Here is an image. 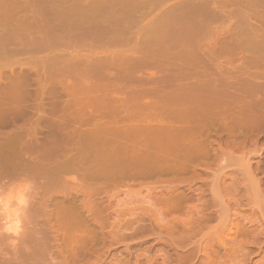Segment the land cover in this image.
I'll return each instance as SVG.
<instances>
[{
	"label": "rangeland",
	"instance_id": "obj_1",
	"mask_svg": "<svg viewBox=\"0 0 264 264\" xmlns=\"http://www.w3.org/2000/svg\"><path fill=\"white\" fill-rule=\"evenodd\" d=\"M207 1H210L209 8H216L217 6V11L207 7L211 10L212 15L207 10L203 11L204 16L209 14L212 17H209L210 21H208L207 16L204 19L203 13L201 14L202 11H197V3L205 7ZM207 1L203 6L201 5L203 0H0V104L3 107L19 109L15 118L18 117L14 118L12 124L19 125L21 123L24 127L26 123L27 128H24L25 131L21 137L23 139H21L22 144L27 141H34L33 139L36 138L33 148H28L30 149L29 152L27 147L33 145V143L29 145L16 144L15 147L12 144L3 146L0 149V164L21 166L36 171L37 177L35 175L28 179L33 180L37 186L41 187L35 186L37 187L34 188L35 191L41 192L43 190L44 198L42 199L45 200H43L45 204L39 210L41 213L37 214L39 221H41V219L45 220L43 217L46 213L49 214H46L45 218L53 217L55 213L54 204L61 198V195L56 191L58 186H61L57 175L58 168L64 167V160L68 157L67 160L70 161H66L71 162L72 159H78V156L81 155L86 157L84 160H89L93 158L95 150L99 151L101 162L97 192L100 199L102 232L106 235L105 237L109 238L104 239L105 241L102 243L100 256L103 262L101 261V264H123V261L125 264H132L134 261L137 262L136 264L138 262L140 264H207L205 262H209L206 258L210 250L205 246L207 242L205 243L204 240L207 238L204 236L207 235L206 237H208L216 232L219 234L217 231L219 228V231L224 228L225 230L218 235L220 238L215 237L219 240L217 239L213 247L217 245L215 249H220L219 251L217 249L218 252L223 251V248L231 251L229 250L225 255L221 254L220 257L218 256L219 259H213L212 256L213 261L210 259L212 264H216L218 260L217 263L219 264H222V261L223 264H243L244 260L248 262L247 264H264V118H262L264 117L262 115L264 114V46L258 50L259 45H263L264 33L262 31H264V28H259V30L262 29V36L257 33L259 32L257 27L264 26V24L261 25V23H264V15L263 18L260 15L262 10V14L264 13V9L261 6L258 10L256 6V12H260L258 14L259 18L263 19L260 18V21L259 18H256V12L254 14L255 19L254 17L250 19L253 15H250L249 12L250 10L251 12L254 11L255 8L245 3L244 7V4L240 1L239 3L238 0L235 1L238 5L233 4V6V0H231L230 5L232 8L234 7V11L232 8V11L226 8L229 7V0H227L229 2L225 8L223 4H226V0H217L218 5L216 6V0ZM261 1L263 0H257L259 6L260 4L264 5V1L262 3ZM239 4L241 5L239 6ZM235 5L239 8L242 6L245 10L250 7L248 13L245 10L243 12L239 10V13L242 12L241 14H248L244 17L240 14L243 19L245 18L244 21L238 16V12V14L235 13V9H237ZM192 10H195L198 15ZM198 10H200V7ZM205 11L209 13L206 14ZM188 12L189 14L194 12L192 15L194 17L196 15V17L192 18ZM179 14L186 15L184 16L185 20L191 17L194 19L192 20L194 24L191 19L190 21L186 20L188 25L185 24L184 19H181L182 15L181 18L176 16ZM174 16L179 19V22H174ZM173 17L174 19L171 21ZM201 18L205 20V25L209 23L208 26L203 27L204 24H200L203 21ZM253 19L255 21L258 19L260 26H258V20L253 24L251 22L254 21ZM160 20H163V22L160 23ZM245 20L247 21L245 22ZM247 22L252 28H257L255 33L254 30L256 29L252 30L254 36L251 35V28L246 29L250 32L245 30L247 33H244V35L239 33L243 32L239 27L246 26ZM197 23L201 25L200 28ZM190 24H197V28L195 26L191 28ZM235 28L240 31L238 33L234 32L237 31ZM213 32L215 35H213ZM217 32L221 34L218 35ZM230 32L234 35H240H236L238 43L234 40L236 37L231 34L232 37ZM225 33L227 37L223 35ZM228 34L231 39L225 43L229 45L219 43V40L222 42L223 38L228 40ZM256 34H259V37H255ZM216 35L223 37L219 39L217 36V39ZM248 37L254 39V41ZM214 38L217 39V43ZM226 39L224 41H227ZM247 39L253 41V43L256 40L259 43L261 41V43L257 42L259 45L251 50L249 47L251 48L252 42L249 44L250 42ZM207 41L212 42L211 46L215 45L216 48L214 46L215 49L212 47L214 50L210 49L211 47H208L207 44L209 43ZM231 42H236V44ZM242 42H245V48ZM198 45L199 47H197ZM220 45L223 46V49H220ZM190 47L194 52H191ZM181 48H184V51L186 49L187 54H180L183 51ZM254 49L259 52H257L258 55ZM166 50H169V52ZM248 50H251L252 54ZM145 56L153 60L152 64ZM149 56H152V58ZM163 56L168 61L165 57L163 60ZM170 56L172 60L169 59ZM176 57H180L178 58L180 61ZM141 58L142 60H140ZM194 61L196 67L200 69L195 67ZM163 62L167 63L164 65ZM38 76L42 79H39ZM147 80L150 82L148 83ZM156 82L159 85L162 83V85L158 86ZM101 85L102 87L105 85L104 87L107 88H100ZM190 86L191 88L194 87L195 90L190 89ZM73 89H75L74 92ZM78 89L80 90L78 91ZM222 89L228 93L222 92ZM189 90L194 91L188 92ZM98 91L100 92L98 93ZM182 91L186 93L184 94ZM170 93L174 95V99L170 100L169 98L170 101L168 102L166 97H169ZM206 93L209 95H206ZM152 94L155 95V98ZM181 94L182 97H180ZM194 94L196 97H191ZM222 94L224 98L227 97L231 100L222 98ZM162 96L166 99L165 102ZM184 97L186 98L184 99ZM210 98L212 101L209 100ZM118 100L120 101L118 102ZM234 100L238 101L234 102ZM201 101H204V103ZM171 103H173V106H171ZM177 103L179 104L177 105ZM218 103L222 104V107ZM53 104H56V107ZM148 104L150 105L148 106ZM83 105L86 106L80 109L79 107L82 108ZM155 105H159V107ZM185 105L187 107L191 106L187 108ZM70 107H73L71 108L72 111ZM55 108L58 110H54ZM85 108L87 109L85 110ZM183 108H186L187 112ZM200 108H202L201 111ZM203 109H205L204 112ZM110 110L112 113L109 112ZM212 110L217 111L218 115L212 113ZM72 112H74L73 115H71ZM167 112L168 114H166ZM189 112L190 114L187 115ZM228 112H231L230 115ZM118 113H121L120 116ZM241 113H243L242 116ZM244 113L246 116H244ZM98 114L102 117H98ZM90 115L92 116L90 117ZM8 116L10 117L11 114ZM42 118H45V121ZM78 118L80 120H76ZM202 118L203 122L205 120L207 123L200 121ZM213 118L216 121L220 119L221 122L219 120V123L216 124L217 122ZM68 119L70 121L74 120L73 122L76 121V124H72L73 122L71 123ZM253 120L259 126L255 127L256 130H254V127V129L252 127L250 129V126L254 125ZM32 121L37 122L35 124ZM48 121L55 130L53 132L55 135L52 134V144L50 141L45 140L46 127L42 128V125L49 123ZM210 121L215 122L213 124H216V126L221 123L223 131L220 125L219 127L213 124L208 126ZM258 122H261V125ZM92 123L99 125L101 128L104 127L100 129L99 126L94 125L96 127L94 129ZM66 124L71 127H67ZM72 126H74L73 129H71ZM79 126L81 129L83 128L82 133L78 129ZM141 126L145 129H142ZM244 126L247 128H244ZM11 127L12 125L4 129L10 131ZM40 127L42 129H39ZM98 127L101 131L98 130L97 133ZM183 127H185V131ZM213 129L217 131L215 134L214 131L211 132ZM178 131V134H181L177 136L179 140L181 139L179 145H177L179 140L176 139L175 142L173 139L176 138L175 134L177 135ZM256 132L258 134H255ZM95 133L101 137L95 136ZM24 134L34 135L30 137V135L25 136ZM86 135L87 137H85ZM78 137H81L80 140ZM81 141L83 142V145L81 144L82 149L77 143ZM171 142L179 147L174 146ZM187 145L189 146L187 147ZM24 146L26 152L21 150ZM34 147H36V150H34ZM51 147L55 148V151ZM206 150L209 152H206ZM37 154L40 155V162L32 164L31 157ZM173 158L177 160L176 164ZM171 163H174L177 167ZM178 163L184 164L185 168ZM171 165L173 169L170 170L169 168L166 171L165 169L171 167ZM68 167L66 169L68 172L66 170L65 174L62 172L63 176L70 180H68L69 183H66L67 189L70 191L77 184L83 182L88 192V195L83 198L90 200L93 190L96 189L92 177L86 174L83 181L80 172L77 169H71L74 168L73 165ZM162 167L167 173L162 172V170L158 172ZM174 169L176 171H173ZM41 181L44 182L43 185H38ZM42 193L40 194L43 195ZM46 200L49 201L48 204ZM75 203L78 204L77 201ZM205 207L210 209V215H212L209 218L211 219L204 220L206 223L204 221L197 222L200 227L196 223L194 225L196 228L192 229H196L197 232L196 230L192 231L189 228V222L191 220L193 222L194 218L198 221L199 217L197 218V215L199 216L200 209L204 212ZM44 208L45 210L42 211ZM86 212L84 215H88ZM219 213H222V218ZM218 214L220 217H218ZM235 220L240 224H245L242 225L244 229L239 228L236 231L233 227H230L232 226L230 224H227V227L225 224V227L221 226L224 221V223H230L235 222ZM209 223L211 224L208 225ZM140 225L141 227H139ZM197 226L201 230L197 229ZM222 227L224 228L222 229ZM203 231L204 233H202ZM205 232H209V234H205ZM203 234L205 235L203 236ZM77 236L79 234L74 236L75 239L72 238V245L77 241ZM255 238L257 239L256 244L251 242ZM241 245L243 247L246 245L252 250L249 258L243 259L240 257L242 249L239 246ZM231 248H235L233 250L235 252H232ZM237 249L239 252H237ZM128 252L132 254L126 256ZM238 255H240L239 258L236 257ZM126 257L131 259L128 260Z\"/></svg>",
	"mask_w": 264,
	"mask_h": 264
},
{
	"label": "bare ground",
	"instance_id": "obj_2",
	"mask_svg": "<svg viewBox=\"0 0 264 264\" xmlns=\"http://www.w3.org/2000/svg\"><path fill=\"white\" fill-rule=\"evenodd\" d=\"M192 1H196V0H192ZM207 1V0H206ZM206 1L205 0H203V2H205V3H201V5H203V6H205V4H206ZM212 1V0H211ZM217 1V0H216ZM215 1V2H216ZM222 1V0H221ZM223 1H225V0H223ZM230 1V2H229ZM229 1H227L226 0V4H223V3H221V2H219V3H221V4H223V5H225L224 6V8L226 7V5H227V3L229 2V7H226L229 11H230V9L232 8L231 7V5H230V3L232 2L231 0H229ZM236 0H233V2H232V6H233V4H236V5H238V3L237 2H235ZM242 2L243 4L245 3L246 5H248V6H250V7H252V8H255V10L254 11H252V12H254L253 14H252V12H251V10L249 9L250 7H248V9H244V7H245V4L243 5L244 7H238V6H236V8L238 9H235V13H239L240 11L239 10H241L242 12L245 10V12H247L248 10H250V12H249V14L250 15H253L250 19H252L253 17H254V19H255V12H256V10H257V8H256V6L258 7V10H259V7H261L262 6V9H264V5L262 4H260V6H259V4H258V2H257V0H238V2ZM259 1V0H258ZM264 1V0H263ZM263 1H261V3L263 2ZM210 2V1H209ZM209 2L207 1V4H206V6L205 7H202V6H200L199 4L200 3H197L198 4V6H197V11H202L201 12V14L203 13V11L204 10H207V11H209L210 12V14H211V10H209V9H214V11H217V6L216 5H218L217 3H218V1L216 2V4H215V6H216V8H209L208 6H210V4H209ZM235 2V3H234ZM239 2V3H240ZM192 4H194V5H196L194 2H191ZM264 3V2H263ZM188 4H189V2H188ZM220 4V5H221ZM190 5V4H189ZM213 5V4H212ZM222 5V6H223ZM241 4H239V6H240ZM214 5H213V7H215ZM190 8H194V7H191V6H189ZM200 7V10H198V8ZM207 7L209 8V9H207ZM247 7V6H246ZM203 8V9H202ZM219 9V8H218ZM233 9V11H234V7L232 8ZM232 9H231V11H232ZM261 9V8H260ZM192 11H194L195 12V10H192ZM194 12H191L190 14H191V17L192 18H195L196 17V15H195V17H194V15H192V13H194ZM206 12V11H205ZM209 12H206V14L207 13H209ZM241 12V13H242ZM244 12V13H245ZM262 12H263V10L261 11V14H260V12L259 11H257L256 12V15L258 16H256V18H259V15L258 14H260V15H262L261 17L263 18V15H264V13L262 14ZM215 13V12H214ZM213 13V14H214ZM237 13V14H238ZM241 13H239V15L238 16H240V14ZM248 13V12H247ZM247 13H245V15L247 16L248 14ZM188 14H189V12H188ZM190 14H189V16H190ZM195 14H197L196 12H195ZM180 15V16H179ZM179 15H176V16H178L179 18H181V15H182V18L181 19H184V16H186L187 15V13H186V15H184V14H179ZM198 15V14H197ZM205 14L203 13V17H204V19L205 18H207L208 17V21H210L209 20V14H208V16L206 17V16H204ZM212 15V14H211ZM214 15H216V14H214ZM241 15H243L242 17H244L245 15L244 14H241ZM188 16V15H187ZM199 16H200V14H199ZM175 17V16H174ZM174 17L171 19V21L174 19ZM190 17V19H191V22L194 24V21H192V20H194V19H192ZM202 17V18H203ZM214 17V16H213ZM241 17V16H240ZM241 17V18H242ZM260 17V18H261ZM189 18V17H188ZM188 18H186V20L188 19ZM201 18V19H202ZM210 18H212V17H210ZM259 18V20L261 21V19ZM177 19V20H176ZM190 19H188L189 21H190ZM201 19H199L200 21H201ZM243 19V18H242ZM245 19V18H244ZM244 19H243V21H244ZM246 19H248V18H246ZM253 19V20H254ZM185 19L183 20L184 22H185V24H187L186 22H188V21H186ZM203 20V19H202ZM258 20V19H257ZM257 20L255 21H251V22H253V24H254V22H257ZM258 20V21H259ZM263 20V19H262ZM179 22V19L177 18V17H175V20H174V22ZM247 20H245V22H246ZM260 21L259 22H257L258 23V26H260ZM163 22V20H160V23H162ZM181 22V21H180ZM204 22H205V20H203L200 24L202 25V23L204 24ZM244 22V23H245ZM250 21H249V23H251ZM263 22V21H262ZM191 23V24H192ZM248 22H247V24H246V26H244V27H239V29H241L243 32H239L240 30H238V28L236 29L237 31H234V32H239L240 34H243L244 35V33H247V32H250L251 31V35H255L254 33L255 32H257V28H258V31L259 32H257V33H259V34H261V31H262V29L264 28V26L262 25V24H264V23H261V25L263 26H261V27H257V25H255L257 28H255L253 25V27L254 28H252L251 26H250V24H249ZM256 23V24H257ZM181 24H182V22H181ZM190 24V25H191ZM198 24V23H197ZM197 24L196 25H191L190 27L192 28V26H195L196 28H197ZM206 24H207V21H206ZM209 24V23H208ZM208 24L207 25H202L203 27L205 26H208ZM183 25V24H182ZM188 25V24H187ZM201 25H199L198 24V27L200 28V26ZM248 26H250L249 28H248ZM163 27H166V26H163ZM184 27V26H183ZM186 27V26H185ZM251 28V29H250ZM259 28H262L261 30H259ZM234 29V30H235ZM246 29H250V31H247ZM254 29H256V30H254ZM184 30H186V29H184ZM245 30L247 31V32H245ZM252 30H254V33L252 32ZM231 31H233V30H231ZM226 32V31H225ZM263 33H264V31H262ZM218 33V32H217ZM220 33V32H219ZM219 33H218V35H219ZM229 33V32H228ZM221 34V33H220ZM231 34H233L232 32H230V35ZM250 34V33H249ZM259 34H256V36L255 37H259L258 35ZM211 35V34H210ZM213 35H215L214 34V32H213ZM218 35H216V37L218 36ZM223 35H226V37H227V34L225 33V34H223ZM229 35V34H228ZM230 35L228 36V40L226 39V38H223V40H222V42H220L221 40H219V43H222L223 45L224 44H227V45H229L228 43H225V42H229V39H231V38H229L230 37ZM234 35V34H233ZM236 35H238V36H240L239 34H235L234 36L236 37ZM264 35V34H263ZM208 36H209V33H208ZM232 36V35H231ZM261 36H262V34H261ZM207 37V36H206ZM211 37V36H210ZM214 37V36H213ZM212 37V38H213ZM215 37V38H216ZM219 37V36H218ZM218 37H217V39H218ZM223 37V36H222ZM222 37H219V39L220 38H222ZM225 37V36H224ZM233 37V36H232ZM243 37V36H242ZM252 37V36H251ZM255 37H252V38H255ZM214 38V39H215ZM249 39H251V40H253L254 41V39H252V38H250V37H248ZM260 38H262V37H260ZM210 39V38H209ZM213 39V40H214ZM217 39H215L216 40V43H217ZM227 40V41H224V40ZM234 39V38H233ZM241 39V38H240ZM239 39V40H240ZM258 40H260L259 38H257ZM185 40V39H184ZM208 40V39H207ZM213 40H212V42H213ZM234 40H236V42H237V37L234 39ZM234 40H232V41H234ZM248 40V39H247ZM262 40H263V38H262ZM206 41V40H205ZM243 41H246V40H243ZM253 41H249L248 40V42H250L249 44H251V42H252V44L250 45L251 46V48L249 47V49H251V50H253L252 48L254 47H257L260 43H261V41H260V43L256 40L255 42H256V44H254L253 43ZM208 42V41H207ZM211 42V41H210ZM211 42V43H212ZM224 42V43H223ZM236 42L235 43H232V44H236ZM257 42L259 43V44H257ZM263 43V45H259V48H258V50L260 49V47H262V46H264V40L262 41ZM187 43H189V42H187ZM209 43V42H208ZM211 43H209V44H207L208 45V47H211L210 49H212V47L214 48V46L215 45H213V46H211L212 44ZM216 43H213V44H216ZM219 43H218V46H219ZM238 43V42H237ZM239 43H240V41H239ZM181 44H182V42H181ZM186 44V43H185ZM190 44V43H189ZM232 44H230V45H232ZM242 44H243V47H244V45H245V42H242ZM248 43H247V46L249 45ZM256 45V46H254V45ZM184 45V44H183ZM187 45V44H186ZM210 45V46H209ZM217 45V44H216ZM227 45H225V46H227ZM239 45V44H238ZM237 45V46H238ZM253 45V46H252ZM177 46V45H176ZM181 46V45H180ZM192 46V45H191ZM196 46V45H195ZM205 46V45H204ZM233 46V45H232ZM236 46V47H237ZM242 46V45H241ZM197 47H199V45L197 46ZM203 47V46H202ZM207 47V48H208ZM223 46H221L220 45V49H223L222 48ZM230 47V46H229ZM229 47H228V49H229ZM245 47H246V45H245ZM244 47V48H245ZM160 48H162V47H160ZM168 48V47H167ZM169 48H170V46H169ZM191 48V47H190ZM215 48H216V46H215ZM214 48V49H215ZM231 48V47H230ZM175 49V48H174ZM179 49V48H178ZM183 49V51H184V48H181V50ZM188 49V48H187ZM199 49V48H198ZM214 49H212V50H214ZM225 49V48H224ZM161 50V49H160ZM163 50V49H162ZM191 50V52H194V51H192L193 49L191 48L190 49ZM201 50V49H200ZM230 50V49H229ZM241 50H243V49H241ZM249 51L250 53L252 52V51ZM256 49H254V51H255ZM164 51V50H163ZM166 51H168L169 52V50H166ZM171 51V50H170ZM183 51H181V53L180 54H184L185 55V53L187 54V52H185L186 51V49H185V51L183 52ZM183 52V53H182ZM190 52V53H191ZM200 52V51H199ZM257 50H256V54H257ZM261 52H263V51H261ZM203 53V52H202ZM254 53V52H253ZM259 53V52H258ZM151 54V53H150ZM149 54V55H150ZM166 54V53H165ZM252 54V53H251ZM255 54V53H254ZM145 55V54H144ZM170 55V54H169ZM258 55V54H257ZM146 56H148V55H146ZM145 56V57H146ZM153 56V55H152ZM152 56L150 57V58H152ZM172 56V55H171ZM171 56H170V58L169 59H171ZM175 56V55H174ZM180 56H182V55H180ZM199 56V55H198ZM206 56H207V54H206ZM206 56H205V58H206ZM141 57V56H140ZM164 57L165 56H163V60H164ZM169 57V56H168ZM187 57H188V55H187ZM208 57H210V56H208ZM139 58V57H138ZM146 58H148V57H146ZM166 58V57H165ZM173 58V57H172ZM178 58H180V57H178ZM177 57H176V59H178ZM183 58H185V57H183ZM253 58V57H252ZM192 59V58H191ZM200 59V58H199ZM208 59V58H207ZM140 60H142V58L140 59ZM148 60H150L151 61V64H152V61L153 60H151V59H149L148 58ZM154 60H155V58H154ZM166 60H167V58H166ZM172 60V59H171ZM179 61H180V59H178ZM185 60V59H184ZM135 61H136V57H135ZM156 61V60H155ZM162 61V60H161ZM168 61V60H167ZM175 61V60H174ZM186 61V60H185ZM188 62H189V60H187ZM131 62V61H130ZM138 62V61H137ZM142 62V61H141ZM204 62V64H205V61H203ZM209 62V61H208ZM140 63V62H139ZM164 63V65L167 63V62H163ZM177 63V62H176ZM194 63H195V61H194ZM198 63V62H197ZM130 64V63H129ZM144 64V63H143ZM156 64H158V63H156ZM178 64V63H177ZM186 64V63H185ZM202 64V63H201ZM200 64V65H201ZM203 64V65H204ZM137 65V64H136ZM141 65V64H140ZM173 65V64H172ZM182 65V64H181ZM189 65V64H188ZM187 65V66H188ZM202 65V66H203ZM206 66H208L207 64H205ZM133 66H134V64H133ZM139 66V65H138ZM162 66V65H161ZM160 66V67H161ZM212 66V65H211ZM136 67V66H135ZM141 67V66H140ZM146 67V66H145ZM158 67V66H157ZM184 67V66H183ZM195 67H196V63H195ZM201 67V66H200ZM209 67V66H208ZM196 68H199V67H196ZM133 69V68H132ZM171 69V68H170ZM189 69H190V67H189ZM200 69V68H199ZM176 70V69H175ZM192 70V69H191ZM196 70V69H195ZM195 70H192V71H195ZM167 71V70H166ZM169 71V70H168ZM197 71V70H196ZM195 71V72H196ZM161 72V71H160ZM159 72V73H160ZM163 72V71H162ZM169 72H171V71H169ZM184 72V71H183ZM158 73V72H157ZM186 73V72H185ZM189 73H190V71H189ZM188 73V74H189ZM167 74V73H166ZM176 75H178V74H176ZM184 75V74H183ZM54 76V75H53ZM125 76V75H124ZM149 76V75H148ZM147 76V77H148ZM158 76V75H157ZM175 76V75H174ZM39 77V76H38ZM125 77H127V76H125ZM160 77V76H159ZM162 77H164V75H162ZM178 77V76H177ZM177 77H173V78H177ZM185 77V76H184ZM41 77H39V79H40ZM143 78V77H142ZM148 78H150V77H148ZM157 78V77H156ZM165 78V77H164ZM179 78H181V77H179ZM42 79V78H41ZM123 79V78H122ZM125 79V78H124ZM127 79H128V77H127ZM169 80H170V78H168ZM141 80V79H140ZM160 80V79H159ZM165 80V79H164ZM142 81V80H141ZM148 81V80H147ZM162 82H163V80H161ZM166 81V80H165ZM234 81V80H233ZM232 81V82H233ZM39 82V81H38ZM150 81H148V83H149ZM168 82V81H167ZM142 83V82H141ZM156 83H158V82H156ZM230 83H231V81H230ZM75 84V83H74ZM77 84V83H76ZM75 84V85H76ZM79 84V83H78ZM145 84H147V83H145ZM192 84V83H191ZM160 85H162V83L160 84ZM159 85V83H158V86H160ZM163 85H166V84H163ZM171 85V84H170ZM177 85V84H176ZM190 85V84H189ZM196 85H198V84H196ZM68 86V85H67ZM71 86V85H70ZM96 86H97V84H96ZM99 86V85H98ZM105 85H103V87H102V85H101V87L100 88H105L104 87ZM175 86V85H174ZM182 86V85H181ZM183 86H185V85H183ZM186 86H188V85H186ZM192 86V85H191ZM191 86L189 87L190 89H194V87H192L191 88ZM221 86H223V85H221ZM235 86V85H234ZM65 87V86H64ZM76 87V86H75ZM87 87V86H86ZM196 87V86H195ZM218 87V86H217ZM231 87V86H230ZM66 88V87H65ZM65 88H63V89H65ZM90 88V87H89ZM92 88V87H91ZM107 88V87H106ZM105 88V89H106ZM146 88V87H145ZM158 88V87H157ZM161 88V87H160ZM165 88V87H164ZM170 88V86L168 87V89ZM172 88V87H171ZM178 88V87H177ZM224 88V87H223ZM233 88V87H232ZM231 88V89H232ZM54 89V88H53ZM69 89H70V87H69ZM99 89V88H98ZM104 89V90H105ZM166 89V88H165ZM179 89V88H178ZM218 89H220V88H218ZM230 89V88H229ZM55 90V89H54ZM68 90V89H67ZM74 90L75 89H73V92H74ZM80 89H78V91H79ZM83 90V89H82ZM148 90V89H147ZM162 90V89H161ZM167 90V89H166ZM183 90V89H182ZM195 90V89H194ZM194 90H189L188 92H190V91H194ZM212 90V89H211ZM214 90V89H213ZM212 90V91H213ZM56 91V90H55ZM66 91V90H65ZM76 91H77V89H76ZM106 91V90H105ZM144 91V90H143ZM149 91V90H148ZM163 91V90H162ZM185 91H186V89H185ZM207 91V90H206ZM211 91V92H212ZM220 91V90H219ZM224 91V89H222V92ZM228 91V90H227ZM233 91V90H232ZM39 92V91H38ZM42 92V91H41ZM52 92V91H51ZM64 92V91H63ZM67 92V91H66ZM100 91H98V93H99ZM150 92V91H149ZM153 92V91H152ZM176 92V91H175ZM183 93H184V91H182ZM215 92V91H214ZM231 92V91H230ZM233 92H235V91H233ZM45 93V92H44ZM53 93V92H52ZM67 93H69V92H67ZM104 93V92H103ZM108 93V92H107ZM145 93H147L146 91H145ZM145 93H143V94H145ZM182 93V94H183ZM186 93V92H185ZM184 93V94H185ZM224 93H228V92H225L224 91ZM232 93V92H231ZM230 93V94H231ZM39 94V93H38ZM79 94V93H78ZM174 94V93H173ZM180 94V93H179ZM178 94V95H179ZM182 94H181V96L180 97H182ZM190 94V93H189ZM197 94V93H196ZM208 93H206V95H207ZM212 94H213V92H212ZM211 94V95H212ZM215 94H216V92H215ZM232 94H234V93H232ZM231 94V95H232ZM40 95V94H39ZM55 95V94H54ZM71 95V94H70ZM102 95V94H101ZM150 95H151V93H150ZM153 95V94H152ZM167 95V94H166ZM166 95H165V97H166ZM170 95H171V93H170ZM169 95V97H166V99H168V102L171 100V99H174V95H171L170 96ZM177 95V94H176ZM175 95V96H176ZM177 95V96H178ZM209 95V94H208ZM216 95H218V94H216ZM221 95V94H220ZM227 95H229V94H227ZM56 96V95H55ZM154 96V98H155V95H153ZM173 96V97H172ZM176 96V97H177ZM183 96H185V95H183ZM190 96V95H189ZM213 96V95H212ZM235 96V95H234ZM236 96H238V95H236ZM42 97V96H41ZM108 97V96H107ZM107 97H105V98H107ZM163 98L162 99H165L164 98V96H162ZM191 97H196L195 96V94L194 95H192ZM203 97V96H202ZM201 97V98H202ZM208 97V96H207ZM214 97H215V95H214ZM218 98H219V95L217 96ZM230 97H232V96H230ZM88 98V97H87ZM169 98H170V100H169ZM178 98V97H177ZM176 98V99H177ZM186 97H184V99H185ZM200 98V99H201ZM212 98V97H211ZM211 98L209 99V100H211ZM222 98H224L223 97V94H222ZM235 98V97H234ZM73 99V98H72ZM74 99H76V98H74ZM82 99V98H81ZM89 99H90V96H89ZM103 99V98H102ZM107 99H109V98H107ZM106 99V100H107ZM112 99V98H111ZM122 100H123V98H121ZM166 99L165 100H163L164 102L166 101ZM175 99V100H176ZM178 99H180V98H178ZM192 99V98H191ZM220 99V98H219ZM224 99H227V97L226 98H224ZM78 100V99H77ZM85 100V99H84ZM88 100V99H87ZM183 100V99H182ZM189 100V99H188ZM193 100V99H192ZM218 100V99H217ZM227 100H231L230 98L229 99H227ZM239 100V99H238ZM238 100H236V101H238ZM80 101V100H79ZM120 100H118V102H119ZM162 101V100H161ZM162 101V103L164 104V102ZM179 101V100H178ZM181 101V100H180ZM186 101V100H185ZM184 101V103H186ZM197 101H199V100H197ZM212 101V100H211ZM211 101H208V102H211ZM235 100H234V102H236ZM66 102V101H65ZM73 102V101H72ZM103 102V101H102ZM110 102V101H109ZM122 102V101H121ZM158 102V101H157ZM159 102H160V100H159ZM172 102V101H171ZM175 102H177V101H175ZM188 102H190V101H188ZM192 102V101H191ZM201 102H203L204 103V101H201ZM207 102V103H208ZM215 102H217V101H215ZM218 102H220V101H218ZM232 102V101H231ZM240 102V101H239ZM51 103H53V102H51ZM70 103V102H69ZM76 103H77V101H76ZM81 103H82V100H81ZM101 103V102H100ZM114 103V102H113ZM127 103V102H126ZM152 103V102H151ZM150 103V104H151ZM223 103V102H222ZM50 104V103H49ZM63 104V103H62ZM114 104H116V103H114ZM124 104V103H123ZM150 104H148V106L150 105ZM158 104V103H157ZM161 104V103H160ZM168 104V103H167ZM179 103H177V105H178ZM190 104V103H189ZM198 104V103H197ZM219 104V103H218ZM223 104H225V103H223ZM233 104V103H232ZM38 105V104H37ZM41 105V104H40ZM54 105V104H53ZM56 105V104H55ZM54 105V106H55ZM60 105V104H59ZM70 105H71V103H70ZM76 105V104H75ZM78 105V104H77ZM104 105V104H103ZM107 105H109V104H107ZM154 105V104H153ZM170 105V104H169ZM242 105V104H241ZM86 105H83L82 106V108H81V106L79 107L80 109H83V107H85ZM93 106V105H92ZM113 106V105H112ZM118 106V105H117ZM120 106H122L121 104H120ZM119 106V107H120ZM144 106V105H143ZM156 107L158 106L159 107V105H155ZM155 106H154V108H155ZM171 106H173V103H171ZM180 106V105H179ZM186 106V105H185ZM189 106H191V105H189ZM188 106V107H189ZM205 106V105H204ZM211 106H213V105H211ZM219 106H221L222 107V104L220 105L219 104ZM225 106V105H224ZM226 106H227V103H226ZM232 106V105H231ZM10 107V106H9ZM56 107V106H55ZM59 107V106H58ZM89 107H90V105H89ZM101 107V106H100ZM115 107V106H114ZM118 107V108H119ZM141 107V106H140ZM153 107V106H152ZM182 107H184V106H182ZM181 107V108H182ZM187 107V106H186ZM187 107V108H188ZM199 107H201V106H199ZM203 107V106H202ZM206 107V106H205ZM209 107V106H208ZM234 108H235V105L233 106ZM242 107V106H241ZM37 108V107H36ZM44 108V107H43ZM60 108V107H59ZM71 108H73V107H70V110H71ZM75 108V107H74ZM77 108V107H76ZM92 108V107H91ZM105 108V107H104ZM107 108V107H106ZM172 108V107H171ZM191 108V107H190ZM189 108V109H190ZM207 108V107H206ZM209 108H211V107H209ZM215 108V107H214ZM238 108H239V106H238ZM237 108V109H238ZM49 109V108H48ZM47 109V110H48ZM51 109H53V108H51ZM57 108H55L54 110H56ZM78 109V108H77ZM87 108H85V110H86ZM90 109V108H89ZM100 109V108H99ZM109 109V108H108ZM117 109V108H116ZM147 109V108H146ZM152 109V108H151ZM158 109H160V108H158ZM174 109V108H173ZM176 109V108H175ZM174 109V110H175ZM184 109V108H183ZM186 109V108H185ZM184 109V111H186L187 112V110H185ZM188 109V111H190ZM201 109L202 108H200V111H201ZM213 109V108H212ZM226 109H227V107H226ZM236 109V110H237ZM240 109V108H239ZM249 109V108H248ZM247 109V110H248ZM18 110L19 109H17V108H14V107H10V108H7V107H3L1 104H0V140H1V142H0V149L3 147V146H8V145H14L13 147H15L16 146V144H22L21 143V137H22V135H23V132L25 131V129L24 128H27L26 127V123H25V125H24V127H22L23 125H21V123L19 124V125H17V124H12V121L14 120V118H15V116H16V113H18ZM44 110V109H43ZM58 110V109H57ZM68 110H69V108H68ZM69 110V111H70ZM79 110V109H78ZM85 110H83L84 112H85ZM92 110V109H91ZM178 110V109H177ZM210 110V109H209ZM218 110V109H217ZM233 110V109H232ZM254 110V109H253ZM68 111V112H69ZM72 111V110H71ZM74 111V110H73ZM150 111V110H149ZM149 111H148V113H149ZM160 111H161V109H160ZM159 111V112H160ZM165 111V110H164ZM169 111H171V110H169ZM205 111V109H203V112ZM207 111V110H206ZM220 111V110H219ZM222 111V110H221ZM234 111V110H233ZM249 111V110H248ZM247 111V112H248ZM44 112V111H43ZM48 112H50V111H48ZM51 112H53V111H51ZM62 112V111H61ZM60 112V113H61ZM78 112V111H77ZM82 112V111H81ZM93 112V111H92ZM108 112V111H107ZM109 112H111V110L109 111ZM108 112V113H109ZM116 112V111H115ZM162 112V111H161ZM174 112V111H173ZM176 112H178V111H176ZM210 112V111H209ZM208 112V113H209ZM214 111L212 110V113H213ZM227 112V111H226ZM235 112V111H234ZM252 112V111H251ZM254 112V111H253ZM252 112V113H253ZM256 112V111H255ZM47 113V112H46ZM45 113V114H46ZM59 113V114H60ZM70 113V112H69ZM76 113V112H75ZM94 113V112H93ZM107 113V114H108ZM112 113V112H111ZM175 113V112H174ZM179 113H181V112H179ZM214 113H217V115H218V112L216 111V112H214ZM224 113H225V108H224ZM223 113V111H222V114H224ZM229 113V112H228ZM231 113V112H230ZM230 113H229V115H230ZM258 113V112H257ZM260 113H262V112H260ZM9 114H11V116L9 117L8 115ZM40 114V113H39ZM74 114V112H72V114L71 115H73ZM102 114V113H101ZM110 114V113H109ZM119 114V113H118ZM121 114V113H120ZM120 114H119V116H120ZM166 114H168V112L166 113ZM170 114V113H169ZM177 114V113H176ZM187 114V113H186ZM190 114V112L187 114V115H189ZM192 114V113H191ZM195 114H196V112H195ZM195 114H194V116H195ZM41 115V114H40ZM47 115V114H46ZM61 115V114H60ZM62 115H64V114H62ZM67 115V114H66ZM78 115V114H77ZM76 115V116H77ZM81 115V114H80ZM87 115L89 116V114L87 113ZM104 115V114H103ZM111 115V114H110ZM122 115H123V113H122ZM197 115H198V112H197ZM212 115V114H211ZM210 115V116H211ZM215 115V114H214ZM216 115V116H217ZM226 115H228V114H226ZM228 115V117H230ZM243 115V113H241V116ZM262 115H264V114H262ZM45 116V115H44ZM92 115H90V117H91ZM101 115H99L98 114V117H100ZM105 116V115H104ZM126 116V115H125ZM165 116H167V115H165ZM169 116V115H168ZM167 116V117H168ZM179 116V115H178ZM180 116H182V115H180ZM203 116V115H202ZM216 116H215V118H216ZM224 116V115H223ZM236 116V115H235ZM244 116H246L245 115V113H244ZM250 116V115H249ZM253 116V115H252ZM18 117V116H17ZM16 117V118H17ZM49 117V116H48ZM67 117V116H66ZM66 117H64V118H66ZM82 117V116H81ZM87 117V116H86ZM89 117V118H90ZM96 117V116H95ZM102 117V116H101ZM107 117V116H106ZM122 117V116H121ZM170 117V116H169ZM184 117V116H183ZM190 117H191V115H190ZM205 117H207V116H205ZM209 117V116H208ZM214 117V116H213ZM221 117V116H220ZM224 117H226V116H224ZM233 117V116H232ZM238 117V116H237ZM258 117V116H257ZM15 118V119H16ZM63 118V117H62ZM69 118V117H68ZM77 118V117H76ZM85 118V117H84ZM105 118V117H104ZM198 118V117H197ZM222 118V117H221ZM235 118V117H234ZM233 118V119H234ZM239 118H241L240 116H239ZM238 118V119H239ZM260 118V117H259ZM262 118H264V117H262ZM43 119V121H45V118H42ZM60 119H61V117H60ZM86 119V118H85ZM91 119V118H90ZM93 119V118H92ZM96 119V118H95ZM165 119V118H164ZM163 119V120H164ZM170 119V118H169ZM191 119V118H190ZM207 119V118H206ZM224 119V118H223ZM247 119H250V118H247ZM255 119H256V117H255ZM35 120V119H34ZM62 120V119H61ZM65 120V119H64ZM63 120V121H64ZM69 120V119H68ZM76 120H80L79 118L78 119H76ZM89 120V119H88ZM87 120V121H88ZM177 120V119H176ZM202 120V122H203V118L202 119H200V121ZM213 120L214 121H216L214 118H213ZM220 119H218V121H219ZM237 120V119H236ZM251 120H252V118H251ZM251 120H247L248 122H252ZM262 120V119H261ZM42 121V122H43ZM66 121V120H65ZM70 121V120H69ZM74 121V120H73ZM72 120L70 121L71 123L73 122ZM86 121V120H85ZM84 121V122H85ZM86 121V122H87ZM99 121V120H98ZM181 121V120H180ZM179 121V122H180ZM196 121H198V120H196ZM207 121H208V119H207ZM218 121H216L217 123L216 124H218L219 122H221V120L218 122ZM246 121V122H247ZM259 121V120H258ZM264 121V120H263ZM263 121H261V122H263ZM32 122H35V124H36V122L37 121H32ZM49 122V121H48ZM76 122V121H75ZM75 122H73L72 124H74ZM84 122H82L83 124H85ZM167 122H168V119H167ZM204 122L205 123H207L205 120H204ZM203 122V123H204ZM209 122V121H208ZM237 122V121H236ZM235 122V123H236ZM260 122V123H261ZM41 123V122H40ZM45 123V122H44ZM50 123V122H49ZM47 124V125H42L43 127L42 128H44V127H46V129L47 130H45V134H44V137H45V140L47 141V142H49L50 141V143L52 144V141H53V135L52 134H54L53 132L55 131L54 130V128H53V126H52V124L50 123V124ZM61 123V122H60ZM63 123V122H62ZM65 123V122H64ZM90 123V122H89ZM197 123V122H196ZM213 123H215V122H212V121H210V125L208 124V126H211ZM242 123V122H241ZM253 123H254V120H253ZM259 122H258V124L259 125H261ZM12 125V127L10 128V131L7 129V130H5L4 128H7V127H9V126H11ZM31 124V123H30ZM70 124V123H69ZM76 124V123H75ZM93 124V123H92ZM99 124V123H98ZM179 124V123H178ZM199 124V123H198ZM201 124V123H200ZM216 124L214 125V126H216ZM238 124H239V122H238ZM244 124H245V122H244ZM21 125V126H20ZM80 125V124H79ZM94 125H97V124H93V126ZM144 125V124H143ZM176 125V124H175ZM183 125V124H182ZM220 125V128H221V123L219 124ZM219 125L218 126H216V127H219ZM252 125V124H251ZM264 125V124H263ZM33 126H35V125H33ZM57 126V125H56ZM66 126H67V124H66ZM69 126V125H68ZM67 126V127H68ZM76 126H78V125H76ZM81 126V125H80ZM80 126H79V128L78 129H80V133H82L81 131H82V129L80 128ZM97 126H99V125H97ZM145 126V125H144ZM147 126V125H146ZM158 126V125H157ZM161 126V125H160ZM164 126V125H163ZM177 126V125H176ZM184 126V125H183ZM198 126V125H197ZM239 126H240V124H239ZM257 126V123L255 124L254 123V125L253 126H250V129H251V127H252V129H254L255 127ZM37 127H39V126H37ZM69 127H71V126H69ZM73 127L74 126H72V128L71 129H73ZM100 127V126H99ZM99 127L97 128V133L99 132L98 130H100V129H102L101 127H100V129H99ZM216 127H215V129H216ZM254 127V128H253ZM257 127H259V126H257ZM30 128V127H29ZM28 128V129H29ZM41 127L39 128V129H42ZM77 128V127H76ZM75 128V129H76ZM96 127L94 126V129H95ZM141 128L143 129H145V127H143V126H141ZM141 128H139V129H141ZM184 128L185 127H183V130H184ZM205 128H207V127H205ZM212 128H214V127H212ZM236 128V130H238L237 129V127H235ZM244 128H247L246 126H244ZM5 130V131H2V130ZM38 129V128H37ZM66 129V128H65ZM64 129V130H65ZM69 129V128H68ZM77 129V130H78ZM89 129V128H88ZM93 129V130H94ZM174 129L175 130H177V128H175L174 127ZM180 129H181V127H180ZM179 129V130H180ZM202 129V128H201ZM211 129V128H210ZM210 129H208V130H210ZM223 128H221V130H222ZM260 129V128H259ZM31 130H33V128H31ZM91 130V129H90ZM199 130V129H198ZM220 130V131H221ZM242 130H244V129H242ZM254 130H256V128L254 129ZM38 131V130H37ZM42 131V130H41ZM40 131V132H41ZM70 131H72V130H70ZM75 131V130H74ZM95 131V130H94ZM101 131V130H100ZM102 131H104V130H102ZM182 131V130H181ZM185 131V130H184ZM206 131V130H205ZM214 131V132H213ZM219 131V132H220ZM223 131V130H222ZM259 131V130H258ZM29 132V131H28ZM31 132V131H30ZM29 132V133H30ZM78 132H79V130H78ZM83 132H84V130H83ZM176 132V131H175ZM183 132V131H182ZM181 132V133H182ZM211 132H213L214 134H215V132H217V131H215L214 129L211 131ZM240 132V131H239ZM244 132V131H243ZM27 133V132H26ZM39 133V132H38ZM41 133H43V132H41ZM75 133H76V131H75ZM89 133V132H88ZM179 133V131L177 132V135L175 134V136H176V138H173L174 140H175V142L177 141V140H179L178 138L179 137H177V136H180L181 134H178ZM261 133V132H260ZM79 134V133H78ZM182 134H184V132L182 133ZM188 134V133H187ZM248 134V133H247ZM250 134V133H249ZM255 134H258L257 132L255 133ZM25 135V134H24ZM26 135H30V137H32L31 135H34V134H26ZM25 135V136H26ZM55 135V134H54ZM68 135V134H67ZM73 135V134H72ZM83 135V134H82ZM90 135V134H89ZM219 135V134H218ZM75 136H77V135H75ZM95 136H98V135H96V133H95ZM259 136V135H258ZM85 137H87V135L85 136ZM99 137V136H98ZM101 137V136H100ZM99 137V138H100ZM80 138L81 137H78V139L80 140ZM220 138V137H219ZM35 139L36 138H34L33 140L35 141ZM84 139V138H83ZM82 139V140H83ZM86 139V138H85ZM84 139V140H85ZM177 139V140H176ZM23 140V139H22ZM181 140V139H180ZM180 140L178 141V144L177 145H179V142H180ZM217 140V139H216ZM25 141V140H24ZM34 141H25L26 143H23V144H32L33 143V145H30V146H26L27 147V149L29 148V147H32L33 148V146H34V144H35V142ZM43 142V141H42ZM174 142V141H173ZM173 142H171V143H173ZM212 142V141H211ZM210 142V143H211ZM78 144H79V147L82 149V147H81V144L83 143L82 141L81 142H77ZM22 144V145H23ZM42 144V143H41ZM51 144H49V145H51ZM54 144V143H53ZM143 144V143H142ZM142 144H141V146H142ZM146 144V143H145ZM175 143H173V145H174ZM194 144H195V142H194ZM197 144V143H196ZM208 144V143H207ZM216 144V143H215ZM220 144V143H219ZM218 144V145H219ZM21 145V146H22ZM55 145V144H54ZM83 145V144H82ZM172 145V144H171ZM183 145V144H182ZM20 146V145H19ZM43 146V145H42ZM52 146V145H51ZM143 146H145L144 144H143ZM174 146H176V145H174ZM185 146V145H184ZM189 145H187V147H188ZM37 147V146H36ZM36 147H34V150H36ZM55 147V146H54ZM77 147V146H76ZM176 147H179V146H176ZM212 147V146H211ZM214 147V146H213ZM24 148H25V146L23 147V149H21V150H23V152H26L25 150H24ZM43 148V147H42ZM52 149H53V147H51ZM141 148H143V147H141ZM146 149H147V147H145ZM173 148V147H172ZM207 148V147H206ZM215 148V147H214ZM80 149V150H81ZM209 149V148H208ZM207 149V150H208ZM212 149V148H211ZM217 149V148H216ZM215 149V150H216ZM219 149V148H218ZM29 150L30 149H28L27 151L29 152ZM33 150V149H32ZM54 151H55V148L53 149ZM52 150V151H53ZM206 150V152H209V151H207ZM213 151V150H212ZM31 152H37V151H31ZM50 152H51V150H50ZM144 152V151H143ZM146 152V151H145ZM54 153V152H53ZM140 153V152H139ZM32 154H35V153H32ZM30 155V154H29ZM47 155V154H46ZM207 155V154H206ZM42 156V155H41ZM49 156V155H48ZM100 152L99 151H97V150H95L94 151V153H93V158H91V159H89V160H84V159H86V157L85 156H78V159H72L71 160V162H67L68 160H67V158L63 161L64 162V167H60V168H58L59 170H58V181H60L61 182V186L59 185L58 186V188L56 189V191L58 192V194H60L61 195V198L58 200V201H56V204H54L55 206H54V208H55V215L53 214V217L52 216H50V217H47V218H45L46 217V214L44 215L45 217H43L45 220H42L41 219V221H39V218L37 217V214H40L41 213V211H39L40 209H42V206L45 204L44 203V199H42V198H44V194L42 193V191L43 190H41V192H37V191H35V189L33 190V192L32 193H30L29 194V198H30V203H29V206L27 207V208H24V209H22L21 210V215L19 216V217H17V215H16V208H17V205H16V202L14 201V200H12V201H10L9 203H8V206L7 207H4L3 205H0V264H101V256H100V250H101V247H102V243H104V239H106V238H108V237H105L106 235L102 232V224H101V215H100V199H99V196H98V192H97V184H98V180H99V176H100V162H101V158H100ZM64 157V156H63ZM65 158V157H64ZM175 158V157H174ZM174 158H173V161H175V164L177 163L176 161L177 160H174ZM177 158V157H176ZM40 155H34V156H32L31 157V163L33 164V163H38V162H40ZM67 160V161H66ZM179 160V159H178ZM181 160V159H180ZM70 161V160H69ZM179 162V161H178ZM172 165H175L174 163H171ZM179 165L181 164L182 165V163H178ZM177 164V165H178ZM69 165H73V167L74 168H71V169H73V170H75V169H77V171H79L80 172V176H81V180H83L84 181V177H85V175L87 174L89 177H92V179H93V183H94V185H96V189H94L93 190V195H92V198L90 199V200H87V199H85V198H83V197H85L86 195H88V192H87V190H86V186L84 185V183L83 182H81V184H77V186H75L72 190H68L67 189V185H66V183H69V178H65L64 176H63V174H65V170L66 169H68L69 167ZM172 165H171V167H165L166 169V171L170 168V170H171V168H172ZM178 165V166H179ZM184 165V164H183ZM181 166V167H184V166ZM258 165V164H257ZM176 166V165H175ZM175 166H173V167H175ZM164 167V166H163ZM163 167L161 168V169H159V171L158 172H161V170H162V172H166L165 170H163ZM177 167V166H176ZM180 167V166H179ZM257 167V166H256ZM185 168V167H184ZM173 169V168H172ZM177 169V168H176ZM180 169V168H179ZM181 170V169H180ZM263 170V169H262ZM148 171V170H147ZM157 171V170H156ZM173 171H176L175 169L173 170ZM62 172H63V174H62ZM66 172H68V170H66ZM78 172V173H79ZM146 172V171H145ZM169 172V171H168ZM167 173V172H166ZM36 175V177H37V173H36V171H34L33 169H29V168H25V167H21V166H7V165H2V164H0V194H6L7 192H9V191H11L12 190V188H13V186L18 182V181H20L22 178H29V177H33V176H35ZM69 180V181H68ZM42 182V181H41ZM39 183L38 185H43V183L44 182H42V183ZM64 184V185H63ZM35 186H37L36 184H35ZM37 187H39V186H37ZM37 187H35V188H37ZM72 187V186H71ZM71 187H69V188H71ZM39 188H41V187H39ZM40 190V189H39ZM192 190V189H191ZM40 193H42L43 195H41ZM177 194V193H176ZM178 194H179V192H178ZM177 194V195H178ZM180 195V194H179ZM178 195V196H179ZM168 196V195H167ZM60 197V196H59ZM44 200V201H43ZM177 200V199H176ZM51 201V200H50ZM75 201H77L78 202V204L77 203H75ZM179 201V200H178ZM47 202H49V201H47L46 200V203ZM48 204V203H47ZM46 204V205H47ZM204 204H205V202H204ZM46 205H45V207H46ZM207 205V204H206ZM203 208V207H202ZM206 208V207H205ZM204 208V212H202L203 210L202 209H200L201 210V212H202V214H200L201 212H199L198 214H199V216L197 215V218H198V221H196L197 219L196 218H194V221L192 222V220L189 222V228H191V230L192 231H194V230H196V229H192V228H194L195 226L194 225H196V223L198 222V223H200V222H203L204 220H206V221H208L207 219H211V218H209L211 215H210V209H205ZM45 210V208L42 210V211H44ZM206 210V211H205ZM87 211V212H86ZM40 212V213H39ZM85 212L86 213H88V215H84L85 214ZM49 214V213H48ZM47 214V215H48ZM52 214V213H51ZM220 214V213H219ZM218 214V217H220V215H221V218H222V213L219 215ZM196 219V220H195ZM17 220H19V223L17 224ZM233 220V219H232ZM206 221H204L205 223H206ZM194 222H195V224H194ZM225 222V221H224ZM223 222V224L221 225V226H224V224H225V226L227 227V224L229 225H232V226H230V227H233V229H235L236 231L239 229V228H242V229H244V227H242V225H245V224H240L239 222H237L236 220H235V222H230V223H224ZM228 222H229V220H228ZM191 223V224H190ZM198 223H197V225H198ZM204 224V223H203ZM211 223H209L208 225H210ZM184 225V224H183ZM186 225V224H185ZM200 225V224H199ZM198 225V226H199ZM206 225V224H205ZM208 225H206L207 227H208ZM187 226V225H186ZM185 226V227H186ZM197 226V227H198ZM202 226V225H201ZM211 226H213V225H211ZM224 226V227H225ZM139 227H141V225L139 226ZM188 227V226H187ZM200 227V226H199ZM197 228V229H200V228ZM203 227H205V226H203ZM220 227V226H219ZM224 227H222V229L224 228ZM229 227V228H230ZM235 227V228H234ZM196 228V227H195ZM11 229V230H10ZM181 229H183V228H181ZM186 229V228H185ZM184 229V230H185ZM188 229V228H187ZM201 230V229H200ZM200 230H198V231H200ZM207 230H208V228H207ZM219 230H220V228H219ZM219 230H217L218 232H219V234H220V232H222L223 233V230H225V228L223 229V230H221V231H219ZM246 230V229H245ZM186 231V230H185ZM209 231H210V229H209ZM187 232V231H186ZM185 232V233H186ZM196 232H197V230H196ZM227 232V231H226ZM230 232V231H229ZM231 232H233V231H231ZM240 232V231H239ZM243 232V231H242ZM199 233V232H198ZM202 233H204V231L202 232ZM202 233H201V235H202ZM222 233H221V235H222ZM77 234H79V236H77L78 238H76L77 239V243L75 244H73L72 245V238L73 239H75V235H77ZM205 234H209V232H205ZM205 234H203V236L205 235ZM219 234H217V232L216 233H213V234H210L208 237H206V236H204L205 238H207L206 240H204L205 241V243H206V248H208L209 250H210V253L209 252H207V253H209V254H207V253H205V254H207L208 256H207V258H206V260L207 261H209V262H205L204 260V262L205 263H207V264H209V263H211L210 262V259H212V256H213V259L214 258H218V256L220 257L221 256V254H227V252L230 250H224V248H223V251H220V252H218L220 249H218V251H217V249H215V247L217 246H215V247H213V245L215 244V242L217 241V239L218 238H220V236H218ZM184 235V234H183ZM218 237L217 239L215 238V237ZM185 237V236H184ZM187 238V237H186ZM203 238V237H202ZM109 239V238H108ZM216 239V240H215ZM219 240V239H218ZM75 241V240H74ZM220 241H222V240H220ZM220 241H219V243H220ZM223 242V241H222ZM252 243H255L256 244V242H257V239L255 238V239H252V241H251ZM251 243V244H252ZM217 244V243H216ZM250 244V243H249ZM204 245V244H203ZM223 245V244H222ZM221 245V246H222ZM240 245V244H239ZM238 246V245H237ZM246 245H244V247H245ZM261 246V245H260ZM241 247H243L242 245L241 246H239V248L240 249H242L240 252H241V256L240 255H238V256H236V257H238L239 258V256L240 257H242L243 259H245L246 257H250V255L252 254V250L250 249V248H248L247 246L243 249V248H241ZM257 247V246H256ZM127 248V247H126ZM238 248V249H239ZM258 248H259V246H258ZM207 249V250H208ZM232 249V252H235V251H233V250H235V248H231ZM238 249H237V252H239L238 251ZM239 249V250H240ZM231 251V250H230ZM257 251V250H256ZM131 252V251H130ZM231 252V253H232ZM262 252V251H261ZM127 254L129 255V254H132V253H126V256H127ZM204 254V255H205ZM229 254V253H228ZM238 254V253H237ZM257 254V253H256ZM255 255V254H254ZM259 255V254H258ZM214 256H217V257H214ZM129 257V256H128ZM128 257H126L127 259H128ZM123 259H125V258H123ZM127 259H125V260H127ZM129 259H131V258H129ZM128 259V260H129ZM213 259H212V261H213ZM219 259V258H218ZM217 259V260H218ZM223 259V258H222ZM264 259V258H263ZM242 260V259H241ZM259 261V260H258ZM261 261V260H260ZM263 261V260H262ZM103 262V261H102ZM132 262V261H131ZM135 262V261H134ZM134 262H132V264H134ZM216 262V261H215ZM217 262H219V260L217 261ZM216 262V264H219V263H217ZM221 262V261H220ZM225 262H227V261H225ZM257 262V261H256ZM137 262H135V264H136ZM214 263V262H213ZM240 263V262H239ZM248 262H245V260H244V262H243V264H247ZM123 264H125V262L123 261ZM138 264H140L139 262H138ZM142 264V263H141ZM212 264V263H211ZM222 264H223V261H222ZM227 264V263H226Z\"/></svg>",
	"mask_w": 264,
	"mask_h": 264
},
{
	"label": "clouds",
	"instance_id": "obj_3",
	"mask_svg": "<svg viewBox=\"0 0 264 264\" xmlns=\"http://www.w3.org/2000/svg\"><path fill=\"white\" fill-rule=\"evenodd\" d=\"M34 188L35 182L33 180L22 178L13 186L11 191L6 194H0V205L7 207L8 203L14 200L17 205L16 215L19 217L21 215V210L29 206V194L33 192ZM18 223L19 220H17V224Z\"/></svg>",
	"mask_w": 264,
	"mask_h": 264
}]
</instances>
